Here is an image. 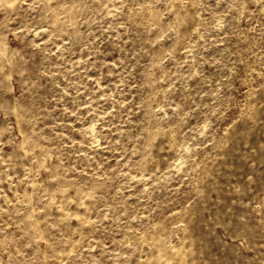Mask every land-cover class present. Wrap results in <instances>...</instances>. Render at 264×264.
<instances>
[{"label": "rangeland", "instance_id": "rangeland-1", "mask_svg": "<svg viewBox=\"0 0 264 264\" xmlns=\"http://www.w3.org/2000/svg\"><path fill=\"white\" fill-rule=\"evenodd\" d=\"M0 264H264V0H0Z\"/></svg>", "mask_w": 264, "mask_h": 264}]
</instances>
